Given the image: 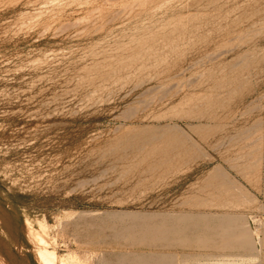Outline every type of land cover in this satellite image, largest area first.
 <instances>
[{
  "label": "rangeland",
  "instance_id": "obj_1",
  "mask_svg": "<svg viewBox=\"0 0 264 264\" xmlns=\"http://www.w3.org/2000/svg\"><path fill=\"white\" fill-rule=\"evenodd\" d=\"M45 260L264 264V0H0V264Z\"/></svg>",
  "mask_w": 264,
  "mask_h": 264
},
{
  "label": "bare ground",
  "instance_id": "obj_2",
  "mask_svg": "<svg viewBox=\"0 0 264 264\" xmlns=\"http://www.w3.org/2000/svg\"><path fill=\"white\" fill-rule=\"evenodd\" d=\"M30 230H31V228H30ZM30 230L28 229L29 233H30ZM32 234L34 236L33 240H35V238L36 239L38 238V235L35 232H32ZM30 235H31V233H30ZM31 237H32V235H31ZM44 262H45L44 264H50V261H48V260H45Z\"/></svg>",
  "mask_w": 264,
  "mask_h": 264
}]
</instances>
